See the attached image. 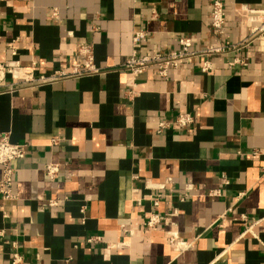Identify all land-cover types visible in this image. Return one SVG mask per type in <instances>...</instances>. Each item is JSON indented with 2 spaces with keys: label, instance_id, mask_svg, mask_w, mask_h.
<instances>
[{
  "label": "crops",
  "instance_id": "crops-1",
  "mask_svg": "<svg viewBox=\"0 0 264 264\" xmlns=\"http://www.w3.org/2000/svg\"><path fill=\"white\" fill-rule=\"evenodd\" d=\"M213 1L0 0V62L16 51L49 74L88 46L103 72L0 90V133L26 145L13 163L16 199L0 197V264L14 252L22 264H264V37L209 58V73L205 59L167 78L122 69L134 52L178 51L182 37L195 50L236 45L257 25L248 10L264 9L220 0V36ZM186 112L194 123L178 129ZM151 213L165 224L147 227ZM173 236L188 247L176 252Z\"/></svg>",
  "mask_w": 264,
  "mask_h": 264
},
{
  "label": "built area",
  "instance_id": "built-area-1",
  "mask_svg": "<svg viewBox=\"0 0 264 264\" xmlns=\"http://www.w3.org/2000/svg\"><path fill=\"white\" fill-rule=\"evenodd\" d=\"M248 15L249 19L257 23V25L251 29L250 35L246 39L236 45H218L195 50L193 48L192 39L182 37L179 40L178 51L172 53H157L151 56H138L136 52H134L132 57L122 66V69L130 73L133 80L144 74L150 68H155L160 78H167L171 70H175L181 65L195 59H205L201 65V72L209 73L212 70V65L208 60L209 58L248 48L255 41L264 37V9H250L248 10ZM55 16H57L56 11L53 13V17ZM210 17L211 27L218 35L222 36L226 26V14L222 1L214 0L212 2ZM144 36V32H137L134 35L133 41L138 43L140 40L144 39ZM16 56V51H13L11 60L0 62V90L4 88L11 94L26 87H42L69 78H79L103 73L102 70L96 66L93 50L88 46L79 47L81 62L59 67L49 74L36 73L34 64L31 66H23L20 61L16 59ZM242 63L243 61L236 60L229 65L235 66L236 64ZM134 87L135 86H133V88ZM193 123L194 117L192 113L189 112L179 114L174 121L178 129H184ZM167 128L168 124L161 122L158 126V131L161 132ZM56 142V140H52L53 144ZM25 153V144H14L11 142L10 133H0V170L2 172L0 178V197L5 202L14 201L16 199L12 192L16 175V169L13 167V163L23 159ZM43 171L46 178L52 182L60 178L61 169L58 164L46 165ZM212 194L218 196L219 191L213 192ZM173 216H176V214L174 213ZM164 221H166L165 217H161L158 213H151L145 225L149 228H156L164 223ZM170 242L174 246L176 252L183 251L185 247H188V245L184 247V244L178 241L177 237L174 236L170 238ZM22 263V256L18 252H14L12 254V264Z\"/></svg>",
  "mask_w": 264,
  "mask_h": 264
}]
</instances>
